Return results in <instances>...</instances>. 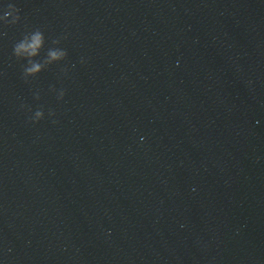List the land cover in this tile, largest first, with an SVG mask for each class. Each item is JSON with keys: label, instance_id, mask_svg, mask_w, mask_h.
Segmentation results:
<instances>
[{"label": "clouds", "instance_id": "clouds-1", "mask_svg": "<svg viewBox=\"0 0 264 264\" xmlns=\"http://www.w3.org/2000/svg\"><path fill=\"white\" fill-rule=\"evenodd\" d=\"M19 13L20 9L17 8L15 4L9 3L6 10H4L3 15H0V22L8 25H15L21 19ZM52 43L54 45H58L60 41L53 40ZM44 44L45 37L43 32L40 29H35L34 31L26 33L23 38L13 46V55L17 59H24L27 61V65L23 70L25 78L34 77L43 71L48 65L62 61L67 57L66 50L60 48H50L42 62L34 59L39 56ZM63 96L64 92L61 91L59 98L62 99ZM37 98L39 97L37 96ZM49 114L54 115L52 112ZM43 116V111H36L34 117L32 118L33 122L39 121L43 118Z\"/></svg>", "mask_w": 264, "mask_h": 264}]
</instances>
